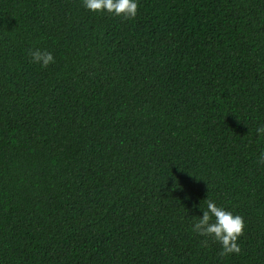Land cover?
<instances>
[{"label": "trees", "instance_id": "16d2710c", "mask_svg": "<svg viewBox=\"0 0 264 264\" xmlns=\"http://www.w3.org/2000/svg\"><path fill=\"white\" fill-rule=\"evenodd\" d=\"M260 122L264 0H0V264H264Z\"/></svg>", "mask_w": 264, "mask_h": 264}, {"label": "clouds", "instance_id": "9594fccd", "mask_svg": "<svg viewBox=\"0 0 264 264\" xmlns=\"http://www.w3.org/2000/svg\"><path fill=\"white\" fill-rule=\"evenodd\" d=\"M83 7L93 13H108L124 18L135 17L137 13V0H81ZM30 62L48 67L55 62V58L48 51L29 49ZM258 137H264V122L258 123L255 128ZM258 162L264 164V150L258 154ZM205 207L200 208L201 215L192 224V231L202 237H211L221 246L220 255L226 256L239 253L238 237L244 229L243 218L219 206L215 200L207 198Z\"/></svg>", "mask_w": 264, "mask_h": 264}]
</instances>
